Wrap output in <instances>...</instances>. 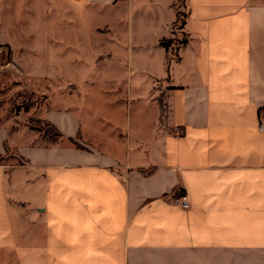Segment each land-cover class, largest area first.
I'll return each instance as SVG.
<instances>
[{
	"label": "crops",
	"instance_id": "crops-1",
	"mask_svg": "<svg viewBox=\"0 0 264 264\" xmlns=\"http://www.w3.org/2000/svg\"><path fill=\"white\" fill-rule=\"evenodd\" d=\"M179 1L0 0L14 57L28 11L69 25L115 13L126 27L106 56L156 113L134 128L127 114L104 147L66 103L45 114L62 133L49 144L0 121V264H264V0H184L178 32Z\"/></svg>",
	"mask_w": 264,
	"mask_h": 264
},
{
	"label": "rangeland",
	"instance_id": "rangeland-1",
	"mask_svg": "<svg viewBox=\"0 0 264 264\" xmlns=\"http://www.w3.org/2000/svg\"><path fill=\"white\" fill-rule=\"evenodd\" d=\"M177 6L180 14L175 28L179 32L187 8L184 0H180ZM41 12L36 11L35 17L34 11L24 13L25 22L21 29L27 35L22 37L17 32V38L21 36L24 44L30 45L28 50L33 51V56H29L25 46L26 49L18 52V57L12 56L7 47L0 57V121L14 119L13 126L21 124L30 129L38 127L49 131L45 114L66 103L76 119L82 122V135L86 134L96 144H103V147L111 143L110 139H119L115 138V127L130 129L127 127V122L130 126L127 114L133 116V128L139 123L147 126L156 113L143 104L144 99L138 100L140 95L138 93L137 96L136 86L133 97L127 98L128 79L131 75L126 73V68L122 74L124 66L115 61L114 57L106 56V46H117L116 41L111 42L109 39L121 37L126 27L116 20V14L96 12L85 19L84 25L81 22V25L78 22L69 25L63 20L64 15L60 19L48 11L49 20ZM64 12L67 15L76 14V11ZM108 20L112 29L110 33H103L108 32L106 26L96 30ZM74 28L79 30L74 31ZM57 31L62 34L60 41L66 40L63 48H60L62 43L58 38L54 37ZM15 33L13 31L12 34ZM144 82L148 85L146 79ZM68 83H74L76 88L71 89ZM112 125H115L114 128ZM53 139L57 138L43 136L42 144H49ZM119 143L122 145L123 141ZM120 148L116 146L117 151Z\"/></svg>",
	"mask_w": 264,
	"mask_h": 264
},
{
	"label": "trees",
	"instance_id": "trees-1",
	"mask_svg": "<svg viewBox=\"0 0 264 264\" xmlns=\"http://www.w3.org/2000/svg\"><path fill=\"white\" fill-rule=\"evenodd\" d=\"M180 14V13H179ZM185 21L183 20L181 23H180V28L183 27ZM187 41V39H185L184 37L181 38V39H177V40H174V39H169V40H163L162 41V44L166 47L167 50L170 49L171 46H173V44L175 43L176 45H180V44H183ZM48 123V127H50V130H43L42 128H35V127H31L32 129H36V130H39L41 132V135L43 136H54L55 138L57 139H53V142L58 140L60 137H62V133L60 132V130L52 123H50L49 121L47 122ZM69 140L71 142H73L74 144H76L77 147H80L82 148L83 145L78 143V141L75 140V138L73 137H69Z\"/></svg>",
	"mask_w": 264,
	"mask_h": 264
},
{
	"label": "built area",
	"instance_id": "built-area-1",
	"mask_svg": "<svg viewBox=\"0 0 264 264\" xmlns=\"http://www.w3.org/2000/svg\"><path fill=\"white\" fill-rule=\"evenodd\" d=\"M4 49H5V45H0V57L2 56L3 52H4ZM8 53V51H7ZM261 130L264 129V124L261 125ZM177 201L182 205V207L184 208H189L190 207V203H189V200L187 198L186 195H182V197L178 198Z\"/></svg>",
	"mask_w": 264,
	"mask_h": 264
}]
</instances>
